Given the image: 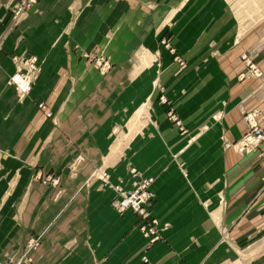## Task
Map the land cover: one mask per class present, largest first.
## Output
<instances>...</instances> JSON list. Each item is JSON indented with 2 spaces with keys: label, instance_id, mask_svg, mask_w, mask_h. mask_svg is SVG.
Wrapping results in <instances>:
<instances>
[{
  "label": "crops",
  "instance_id": "0c3cea01",
  "mask_svg": "<svg viewBox=\"0 0 264 264\" xmlns=\"http://www.w3.org/2000/svg\"><path fill=\"white\" fill-rule=\"evenodd\" d=\"M13 2L0 0V264H142L137 216L100 177L128 188L131 168L152 178L153 264H264L263 160L232 145L244 111L264 131V0H38L15 21ZM29 56L39 73L20 99L9 77Z\"/></svg>",
  "mask_w": 264,
  "mask_h": 264
},
{
  "label": "built area",
  "instance_id": "2783aa9c",
  "mask_svg": "<svg viewBox=\"0 0 264 264\" xmlns=\"http://www.w3.org/2000/svg\"><path fill=\"white\" fill-rule=\"evenodd\" d=\"M38 0H14L10 11L11 18L13 21L18 18L20 14L32 8ZM165 45L173 52V48L169 46L167 42ZM83 57L89 60L93 65L99 70L100 73H104L110 67V61L108 58L94 55L91 53H84ZM180 65L183 66V62L180 58L176 57ZM245 63L247 64L248 75L258 76L260 73L258 69L251 63V61L243 56ZM39 73V67L36 64V57L29 56L26 58L18 59L17 66L14 73L9 77V83L14 87L18 98L25 97L31 90L32 84ZM162 102L166 100L161 97ZM39 108L44 111L46 116H50L51 112L46 110L44 102L38 104ZM168 117L181 128V122L179 118L170 109L167 112ZM243 120L246 123L247 131L245 134L232 145L237 152L240 153H253L263 160L264 164V131L261 122L259 121L257 115L253 112L244 111L242 114ZM130 176L132 178L131 184L128 188L122 187L120 183L113 184L109 182L108 175L102 172L100 177L105 184H107L113 191L114 197L111 200L112 208L118 212L123 213L126 210L132 211L137 216L136 227L141 232L142 236L146 239V246L141 254L142 264H153L146 255L147 249L156 241L162 238L160 232L161 228L159 226L158 220L149 211L150 205L152 203V193L150 190V185L152 183V178L141 177L137 170L131 168L129 170ZM43 182H47L56 185L58 178L53 175H46L43 177ZM37 238L31 239L28 242V248L31 249L35 246ZM30 264V258L26 257V254L17 262Z\"/></svg>",
  "mask_w": 264,
  "mask_h": 264
},
{
  "label": "rangeland",
  "instance_id": "374dc122",
  "mask_svg": "<svg viewBox=\"0 0 264 264\" xmlns=\"http://www.w3.org/2000/svg\"><path fill=\"white\" fill-rule=\"evenodd\" d=\"M14 3V2H13ZM140 232V231H139ZM141 233V232H140ZM142 235V234H141Z\"/></svg>",
  "mask_w": 264,
  "mask_h": 264
}]
</instances>
